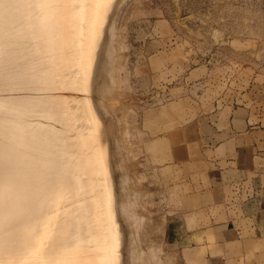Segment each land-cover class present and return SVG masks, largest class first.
I'll list each match as a JSON object with an SVG mask.
<instances>
[{"label":"bare ground","instance_id":"6f19581e","mask_svg":"<svg viewBox=\"0 0 264 264\" xmlns=\"http://www.w3.org/2000/svg\"><path fill=\"white\" fill-rule=\"evenodd\" d=\"M123 2L0 0V264H161L101 121Z\"/></svg>","mask_w":264,"mask_h":264},{"label":"rangeland","instance_id":"374dc122","mask_svg":"<svg viewBox=\"0 0 264 264\" xmlns=\"http://www.w3.org/2000/svg\"><path fill=\"white\" fill-rule=\"evenodd\" d=\"M116 13L117 85L106 97L108 103L103 100L105 110L110 107L108 124V117L101 115L104 128L110 125L107 130H112L110 140L105 128L108 150L116 147L120 154L109 152L113 189L116 195L118 177L125 173L132 190L123 188L140 193L133 211L146 216L144 245L162 249L161 264L168 257L165 264H178L181 252L168 239L167 217L181 211L173 197L183 194L184 176L200 168L185 161L172 163V153L182 152L183 140L169 145L166 136H181L194 115L190 103L210 102L215 110L213 102H264V0H124ZM186 147L190 156L191 147ZM121 187L119 194L127 198L130 191L122 193Z\"/></svg>","mask_w":264,"mask_h":264},{"label":"crops","instance_id":"0c3cea01","mask_svg":"<svg viewBox=\"0 0 264 264\" xmlns=\"http://www.w3.org/2000/svg\"><path fill=\"white\" fill-rule=\"evenodd\" d=\"M213 103H190L181 136H166L169 145L183 140L172 163L200 168L173 197L182 208L166 233L178 264H264V102Z\"/></svg>","mask_w":264,"mask_h":264},{"label":"snow or ice","instance_id":"6c2138e0","mask_svg":"<svg viewBox=\"0 0 264 264\" xmlns=\"http://www.w3.org/2000/svg\"><path fill=\"white\" fill-rule=\"evenodd\" d=\"M51 2H61V0H51Z\"/></svg>","mask_w":264,"mask_h":264}]
</instances>
